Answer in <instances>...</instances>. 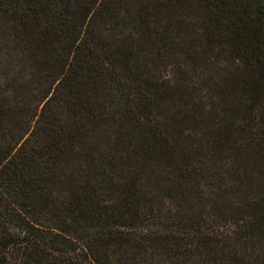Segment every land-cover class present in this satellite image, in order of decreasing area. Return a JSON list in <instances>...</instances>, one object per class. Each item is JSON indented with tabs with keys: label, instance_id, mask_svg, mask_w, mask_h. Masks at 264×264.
Instances as JSON below:
<instances>
[{
	"label": "trees",
	"instance_id": "16d2710c",
	"mask_svg": "<svg viewBox=\"0 0 264 264\" xmlns=\"http://www.w3.org/2000/svg\"><path fill=\"white\" fill-rule=\"evenodd\" d=\"M0 264H264V0H0Z\"/></svg>",
	"mask_w": 264,
	"mask_h": 264
},
{
	"label": "rangeland",
	"instance_id": "374dc122",
	"mask_svg": "<svg viewBox=\"0 0 264 264\" xmlns=\"http://www.w3.org/2000/svg\"><path fill=\"white\" fill-rule=\"evenodd\" d=\"M170 64L171 65H167L166 67L162 64L161 67H159L160 70H159L158 74L169 77L173 81H175L177 79H184L186 81H193V76L196 77V71L194 70V68H195L194 66L192 67L190 64H186L182 68L180 67L181 70H184V71L179 72L177 69V66L175 64H173L172 62H170ZM196 67L198 69H200L202 67H204V69L206 67L209 68L207 70V73L208 74L210 73L211 79L208 81H203L201 83V85L199 86L202 89L201 90L202 93H206L207 87L209 85H211L215 80L218 79L219 75L221 74V71L220 70L216 71V69H217L216 66H214L213 64H212V66L211 65L208 66V64L205 61L203 62V60L198 62L196 64ZM148 179L149 180H148V182L146 181V184L148 183L150 186L146 185L145 188H155V187L151 186V185H153L155 180L152 181V178H150V177ZM151 181H152V184H150ZM155 182H156V184H158L157 181H155ZM153 186H155V185H153ZM166 198H168L171 202H172V200H174V199H172V197H170V195H168Z\"/></svg>",
	"mask_w": 264,
	"mask_h": 264
}]
</instances>
